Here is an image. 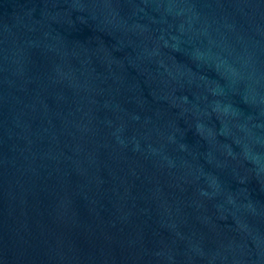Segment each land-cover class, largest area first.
I'll return each mask as SVG.
<instances>
[{"label":"water","instance_id":"1","mask_svg":"<svg viewBox=\"0 0 264 264\" xmlns=\"http://www.w3.org/2000/svg\"><path fill=\"white\" fill-rule=\"evenodd\" d=\"M0 264H264V0H0Z\"/></svg>","mask_w":264,"mask_h":264}]
</instances>
